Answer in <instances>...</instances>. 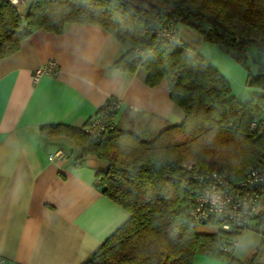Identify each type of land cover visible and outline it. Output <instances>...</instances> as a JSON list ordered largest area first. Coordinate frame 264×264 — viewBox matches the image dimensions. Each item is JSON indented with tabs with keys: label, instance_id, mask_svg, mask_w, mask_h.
I'll use <instances>...</instances> for the list:
<instances>
[{
	"label": "trees",
	"instance_id": "16d2710c",
	"mask_svg": "<svg viewBox=\"0 0 264 264\" xmlns=\"http://www.w3.org/2000/svg\"><path fill=\"white\" fill-rule=\"evenodd\" d=\"M168 22L177 30L179 24L192 28L205 42L229 47L242 66L250 48L264 54V0H30L25 13L0 0V59L16 52L36 30L58 34L73 23L98 25L125 47L112 67L127 73L142 68L148 86L165 79L170 99L183 112L180 123L151 140L115 125L95 139L83 130L90 119L82 127L41 126L44 134L73 138L82 157L106 161L96 184L129 213L82 264H192L198 253L226 264L254 259L238 260L232 251L221 250L222 241L229 244L224 232L197 230L215 223L189 217L188 200L198 187L185 164L236 182L264 157V134L248 132L251 121L264 118V65L254 60L257 73L247 71L246 86L256 91L242 102L221 70L195 47L183 39L178 45L141 34L144 27ZM257 224L264 228V214Z\"/></svg>",
	"mask_w": 264,
	"mask_h": 264
},
{
	"label": "crops",
	"instance_id": "0c3cea01",
	"mask_svg": "<svg viewBox=\"0 0 264 264\" xmlns=\"http://www.w3.org/2000/svg\"><path fill=\"white\" fill-rule=\"evenodd\" d=\"M22 2L25 13L30 0ZM178 33L229 81L189 32L178 27ZM124 51L102 27L73 23L58 34L36 30L0 59V264H82L129 218L96 184L107 162L82 157L73 138L40 129L82 127L112 96L120 101L115 127L142 139L180 123L183 112L165 79L148 86L142 68L112 67ZM48 61L57 70L35 80V69ZM198 258V264H226L205 255L194 262Z\"/></svg>",
	"mask_w": 264,
	"mask_h": 264
},
{
	"label": "built area",
	"instance_id": "2783aa9c",
	"mask_svg": "<svg viewBox=\"0 0 264 264\" xmlns=\"http://www.w3.org/2000/svg\"><path fill=\"white\" fill-rule=\"evenodd\" d=\"M9 1L19 9L23 4L22 0ZM141 34L154 35L178 45L182 43V38L173 22L162 26L144 27L141 29ZM56 70L55 61H48L35 69L34 79L37 80L44 74H53ZM119 104L118 98L110 97L89 120L83 129L84 132L95 139L101 138L106 131L113 128ZM248 132L256 136L264 134V118L251 121ZM56 157L57 153L49 156L50 159ZM185 167L190 171V176L197 182L196 187H198L193 190L197 193L188 200L189 217L200 224L213 221L219 226L220 231L226 234L229 241V244L222 241L221 250L235 249L238 246L237 239L251 229L250 223L259 212L260 201L264 196V157L248 166L244 177L236 182H230L215 170L196 167L191 163H186ZM260 235L264 237V228L261 229Z\"/></svg>",
	"mask_w": 264,
	"mask_h": 264
},
{
	"label": "rangeland",
	"instance_id": "374dc122",
	"mask_svg": "<svg viewBox=\"0 0 264 264\" xmlns=\"http://www.w3.org/2000/svg\"><path fill=\"white\" fill-rule=\"evenodd\" d=\"M178 27L181 29V32L183 34L189 32L193 38V40L191 41L192 44L194 46H197L198 48H200L199 46L202 45V51L207 56L212 58V60L225 72V74L229 77L232 92L240 101H246L249 94L256 91L254 88L246 86L247 71L250 72L251 75H255L258 70V65L251 56L253 54L251 48L249 49V55L246 59V66H242L239 62H237L234 58L230 57L227 53H225L215 44L205 42L197 31L184 24H179ZM261 214H264V196H262L261 198L259 212L257 216L250 223L251 229L244 232L237 239L238 246L235 249H231V253H233L236 259L245 261L255 255L252 263L250 264H264V244H262V235H260V231L262 228L259 227V225L257 224ZM197 230L206 232H217L220 230V228L216 224H201L197 227ZM196 255L204 254L198 253ZM213 258H215L216 261H224L225 263L224 259L216 257ZM199 260L200 258L195 260V262L193 260L192 264H198Z\"/></svg>",
	"mask_w": 264,
	"mask_h": 264
},
{
	"label": "water",
	"instance_id": "95a60500",
	"mask_svg": "<svg viewBox=\"0 0 264 264\" xmlns=\"http://www.w3.org/2000/svg\"><path fill=\"white\" fill-rule=\"evenodd\" d=\"M219 47L221 50L227 53L230 57L236 58V53L229 47L223 46V45H220ZM251 56L256 62H259L260 64L264 65V54L253 53Z\"/></svg>",
	"mask_w": 264,
	"mask_h": 264
}]
</instances>
